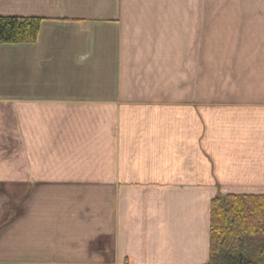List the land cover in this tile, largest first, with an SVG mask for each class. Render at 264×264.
Segmentation results:
<instances>
[{"label": "crops", "instance_id": "crops-1", "mask_svg": "<svg viewBox=\"0 0 264 264\" xmlns=\"http://www.w3.org/2000/svg\"><path fill=\"white\" fill-rule=\"evenodd\" d=\"M0 16L41 18L35 42L0 44V264L206 263L215 195L264 194V107L206 122L184 51L172 68L161 41L253 38L264 0H0ZM55 105L74 138L105 144L111 122L117 164L16 184L20 120Z\"/></svg>", "mask_w": 264, "mask_h": 264}, {"label": "rangeland", "instance_id": "rangeland-1", "mask_svg": "<svg viewBox=\"0 0 264 264\" xmlns=\"http://www.w3.org/2000/svg\"><path fill=\"white\" fill-rule=\"evenodd\" d=\"M242 30L247 32L245 27ZM249 31L251 33L247 35L253 38L161 41L169 51L170 67L178 61L176 52L184 51V79L199 83L201 110L206 122L209 111L237 112L240 106H255L246 103L250 101H261L260 106L264 107V38H255L264 36V24L256 23ZM167 73L169 80L180 78L171 68ZM37 111L40 119L20 120L22 127L25 124L26 132L24 137L20 136L24 151L21 158L16 159V166L24 165L25 171L18 173L13 182L91 180L96 178L98 161L100 168L106 169V175L111 173L116 163L111 132L108 131L111 122L107 124L106 121L104 144V136L91 142L92 136L74 138L70 134L73 130L68 127H80V121H68V105L41 107ZM90 125L96 129L105 122L90 121ZM11 139L15 140V137ZM14 161L10 153V163ZM12 166L9 170L15 171ZM92 169L93 176L89 174ZM13 186L17 188L18 185Z\"/></svg>", "mask_w": 264, "mask_h": 264}, {"label": "trees", "instance_id": "trees-1", "mask_svg": "<svg viewBox=\"0 0 264 264\" xmlns=\"http://www.w3.org/2000/svg\"><path fill=\"white\" fill-rule=\"evenodd\" d=\"M41 18L0 16V44L36 41ZM204 264H264V194L215 195Z\"/></svg>", "mask_w": 264, "mask_h": 264}]
</instances>
